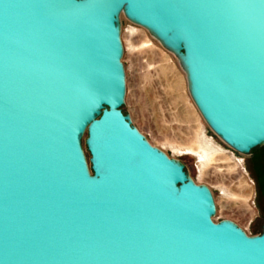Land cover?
<instances>
[{
	"label": "water",
	"instance_id": "95a60500",
	"mask_svg": "<svg viewBox=\"0 0 264 264\" xmlns=\"http://www.w3.org/2000/svg\"><path fill=\"white\" fill-rule=\"evenodd\" d=\"M122 14L215 135L264 145V0H0V264H264V227L214 222L210 189L124 115Z\"/></svg>",
	"mask_w": 264,
	"mask_h": 264
},
{
	"label": "rangeland",
	"instance_id": "374dc122",
	"mask_svg": "<svg viewBox=\"0 0 264 264\" xmlns=\"http://www.w3.org/2000/svg\"><path fill=\"white\" fill-rule=\"evenodd\" d=\"M120 31L126 76L124 115L130 116L132 125L153 146L183 164L196 184L210 189L216 206L214 222L230 220L249 236L261 235L264 216L254 179L246 170L247 156L230 148L209 128L172 52L124 14ZM86 139L87 135L82 147L89 161ZM246 190L249 193L243 195ZM251 206L256 211L254 217Z\"/></svg>",
	"mask_w": 264,
	"mask_h": 264
},
{
	"label": "flooded vegetation",
	"instance_id": "af4514ba",
	"mask_svg": "<svg viewBox=\"0 0 264 264\" xmlns=\"http://www.w3.org/2000/svg\"><path fill=\"white\" fill-rule=\"evenodd\" d=\"M246 170L254 179V185L258 191L259 209L264 216V145L252 150L245 159ZM255 209L251 206V215L255 216Z\"/></svg>",
	"mask_w": 264,
	"mask_h": 264
},
{
	"label": "bare ground",
	"instance_id": "6f19581e",
	"mask_svg": "<svg viewBox=\"0 0 264 264\" xmlns=\"http://www.w3.org/2000/svg\"><path fill=\"white\" fill-rule=\"evenodd\" d=\"M89 162V161H88ZM249 193V191L248 190H246V191H244L243 192V195H246V194H248ZM228 206V205H227ZM228 208V207H227Z\"/></svg>",
	"mask_w": 264,
	"mask_h": 264
},
{
	"label": "trees",
	"instance_id": "16d2710c",
	"mask_svg": "<svg viewBox=\"0 0 264 264\" xmlns=\"http://www.w3.org/2000/svg\"><path fill=\"white\" fill-rule=\"evenodd\" d=\"M262 232H263V229H262ZM262 234V233H261Z\"/></svg>",
	"mask_w": 264,
	"mask_h": 264
}]
</instances>
